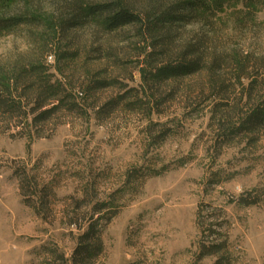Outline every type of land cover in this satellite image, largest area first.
<instances>
[{
	"label": "rangeland",
	"instance_id": "1",
	"mask_svg": "<svg viewBox=\"0 0 264 264\" xmlns=\"http://www.w3.org/2000/svg\"><path fill=\"white\" fill-rule=\"evenodd\" d=\"M188 1L4 9L25 21L0 30V78L35 66L12 95L49 81L65 99L37 121L31 101L0 111V264H74L82 243L101 244L90 264H214L200 244L225 239L231 264H264V126L236 129L264 99V7ZM112 2L140 21L111 31L88 12ZM194 60L192 74H150Z\"/></svg>",
	"mask_w": 264,
	"mask_h": 264
},
{
	"label": "trees",
	"instance_id": "2",
	"mask_svg": "<svg viewBox=\"0 0 264 264\" xmlns=\"http://www.w3.org/2000/svg\"><path fill=\"white\" fill-rule=\"evenodd\" d=\"M13 1L14 0H0V30L16 27L24 23L25 21V17L22 15L10 16L4 12V9L12 4ZM231 1H245L248 5H261L264 7V0H189L187 2V5L191 10H203L208 12L219 10L223 8L225 4ZM88 12L91 14H104L105 27L111 31L140 21V16H138V14H136L134 11L130 10L129 7L127 5H124L122 2L90 5L88 8ZM199 69V61L194 60L188 63L182 62L178 65L170 64L162 67H157L155 71H150V74L153 75V79L155 81H166L172 78H178L195 73ZM36 72L37 67L31 66L30 68H28V70H17L15 71L14 75L7 74L0 78V111H2L3 115H8L9 117L13 118L18 107H20L18 105H22L23 102H27L29 104L31 101L32 103H34V106L31 108L33 113H37L41 109H44L35 116V121L39 119H46L57 108V104L55 103L57 101L58 103H60L62 99H65V97L63 96L61 100L58 99L56 101V98L59 97V91L61 90L60 88L56 89L57 87L51 85L49 81L47 83L50 85L44 82H40V89L38 88L39 90L37 89L36 91H34L33 95H31V90H25L23 94L14 97L11 93L14 83L18 84L21 81H25L28 75L35 74ZM144 78L147 79V75H144ZM255 83L256 81H252L249 85L248 91L250 93H248L250 95V98L251 89L254 88L253 86L255 85ZM28 88L31 89L33 88V86H29ZM248 101H250V99ZM51 104L52 107L48 108L47 106ZM255 105L256 106L253 109H250L248 114L240 121V123L237 124L236 129L239 130L237 132L247 130L249 132L255 133L257 130L261 129L264 126V99L261 100L259 104ZM17 117H20V115H18ZM222 120L223 116L219 118V121L221 123L219 122L218 127L220 128V130L224 129ZM23 186L24 184L22 182V189H24ZM91 234L94 236V239L100 243V238L96 237L94 227L89 228L88 232L84 236L85 238H88ZM227 246L228 244L226 239L222 241L212 240L211 242H209V244L201 242L200 251L203 256H216L217 259L214 264H231V258L227 253ZM99 247L101 249V244L97 246V249L95 248L94 250H92L91 248L90 250V247L84 246L83 243L80 244L74 254L73 263L90 264V257H92L94 253L99 251Z\"/></svg>",
	"mask_w": 264,
	"mask_h": 264
}]
</instances>
